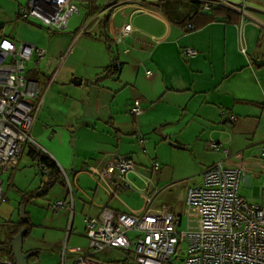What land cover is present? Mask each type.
Instances as JSON below:
<instances>
[{
  "label": "crops",
  "instance_id": "obj_1",
  "mask_svg": "<svg viewBox=\"0 0 264 264\" xmlns=\"http://www.w3.org/2000/svg\"><path fill=\"white\" fill-rule=\"evenodd\" d=\"M169 1L186 3L181 6L180 18L173 19L168 16L162 6L164 0H114L98 9L97 13L87 22V25H90L97 21V25H101L104 30L103 33L99 32L97 34L89 32L87 33L88 38H96L104 43L100 35L107 34L112 39L113 50L120 52L121 49L124 56H131L130 58L127 57L126 60H122L118 55L120 67L115 75L107 78L114 77L118 80L117 82L123 84L124 88H127L131 83H136L138 76L142 75L143 88L145 89L143 94L146 96H153L158 100H162L166 95H178L183 101H187L184 108L177 106L181 110L180 113L175 116L172 123L164 124L163 131L168 136L175 137V143L168 141L172 146L182 149L186 147V144H190L192 153L195 152V158L200 164V168L191 172L195 180L190 184L191 179L187 178L188 184H199L201 182V171L214 162L224 159L230 165L241 164L247 168L246 175L241 180L244 185L252 183L253 177L262 176L261 185L264 186V169L260 162V148L264 141V64L258 66L254 62L264 57V0H249L246 3L243 0H226L238 5L239 9L234 8L240 14V19L237 22L216 21L189 31L179 23V20L190 11L187 5L190 0ZM26 2L27 0H0V35L11 38L16 42H31L44 48L45 54L50 55L48 56L50 58H47L45 64L41 66V61L45 55L38 64L33 56L35 65L26 68L25 71L27 79L38 82L41 92L43 91L41 85L46 84L44 92H42L40 107L45 102L46 107L50 109L52 105L49 104V100L51 95H54L57 91V85L54 86L55 77L48 85L49 75L56 69L55 76H57L62 60H64L66 53L69 54L72 49L66 47L64 52H61L63 48L60 51L51 50L52 36L50 30L55 29L43 27L34 21L18 18L19 10L25 6ZM92 5L91 8L94 7ZM240 7H242V12ZM150 22L155 23L154 26ZM123 23H129L133 31L121 38V41L115 42L114 37H118L117 31ZM76 37L77 35L74 38ZM186 47L196 49L197 55L187 56L183 53L181 55V50ZM105 50L107 51V49ZM107 53L108 58L106 59L104 56L105 60L102 59V62H98L95 65L94 72H92L91 78L93 81L91 83L96 86H101L104 81L103 79L95 83L96 76L101 74L104 67L110 63L111 54L108 51ZM181 56L184 57L183 60ZM129 60L132 61L136 71L134 76H128L130 70L126 63ZM149 66L154 67L156 75L151 72L152 69ZM146 71H150V75H146ZM127 72L128 75L125 76ZM157 74L163 77L160 87L157 84ZM64 77L59 73L58 81H60V84H65ZM166 103L167 105L164 104L165 107H161L159 111H153V113L158 116L164 110V113L168 112L171 108L168 99H166ZM47 114L46 117L42 116L38 122L37 119L34 120L31 128L34 137L43 143L45 153L56 162L61 170H64L66 174L67 170L70 173L72 172V183L84 197L80 200L81 206L88 210V213H92L86 216H97L102 206H107L115 211L139 209L142 205L138 208H129L126 205V210L110 206L112 202L125 206L120 196L123 192L119 194L118 198H110L103 186L98 183L97 178L89 174L86 169L88 166L106 161L114 156L126 155L131 156L141 170L150 167L151 164L136 161L133 155L127 151L113 152L108 150L109 143L107 139L103 138L106 137V134L100 135L103 136L100 137L96 135L94 129L90 133H87L86 128L80 131L77 137L79 149V146L76 147L73 144L75 136L71 134L72 132L66 124H59L56 115ZM230 115H235L237 120L231 122L229 120ZM108 123L112 125L117 135L122 134L121 129L115 128L112 121H108ZM190 124L208 130L205 137H208L209 140L206 141L221 143L227 154L210 149L207 142V149L216 155L211 160H207L205 157L199 158L198 142L200 134H197L198 129H196L195 135L191 136V131L187 132ZM216 124H218V129L215 127ZM71 125L72 122H70ZM167 138L166 136L164 139ZM77 149L81 150L82 153L83 150L90 152V154H87L88 158L86 155L81 157L84 161L80 163L88 164L86 169L75 163L72 158V156H75ZM145 152V149H143V153ZM138 173H128L127 179L135 184L139 182L138 185H140L142 178ZM165 173L166 170L163 171L160 164L159 171L153 175L160 191L158 194L169 191L173 187L171 183L175 182L168 183ZM81 175L89 178L93 185L89 188H80L78 178ZM179 186H182V183ZM185 186L183 185L179 189L178 195H184ZM68 197L65 188L64 194L58 198L56 196L55 201L64 200L67 204L69 202ZM180 202L182 203V201ZM72 205V211L75 212V203L72 202ZM0 208V214L6 218L11 206H3V202H1ZM18 212L20 213V210ZM64 213H69L66 207H64ZM19 219L14 222L19 221ZM4 238L2 240H6ZM61 241L60 236V239H51V244L58 247ZM77 247H67L66 262L71 257L69 249ZM84 249L91 252L89 247ZM25 251L36 252L31 256L32 259L29 258V264L32 262L55 264L60 260L62 252V250H59L55 255L47 258L46 255L40 253V248L37 247ZM97 254H93L95 259L100 262H109L108 259L99 260Z\"/></svg>",
  "mask_w": 264,
  "mask_h": 264
},
{
  "label": "built area",
  "instance_id": "obj_2",
  "mask_svg": "<svg viewBox=\"0 0 264 264\" xmlns=\"http://www.w3.org/2000/svg\"><path fill=\"white\" fill-rule=\"evenodd\" d=\"M75 2L27 0L18 15L46 28L64 29L69 18L78 11ZM210 3L239 9L236 3L226 0H205L204 9H208ZM240 9L242 12V7ZM132 31L129 23H123L114 41H121ZM182 53L195 56L197 51L186 47ZM44 55L42 47L0 35V175L12 174L18 167L24 146L35 144L30 130L40 108L41 87L37 81L27 79L25 71L26 63L33 56L38 64ZM116 65H119L118 61ZM55 73L56 69L50 73L48 85L54 80ZM145 73L150 75V71ZM130 112L134 116L143 112L139 99L133 101ZM229 120L234 122L237 117L230 115ZM208 147L227 152L221 143L215 141L208 142ZM260 160L264 169V141L260 148ZM38 169L46 179L50 169L43 163H38ZM159 169L160 164L154 161L150 167L141 170L129 155L114 156L88 166L86 171L97 178L110 198L137 190L143 199L142 206L129 211H115L102 206L97 216H86L85 236L91 252L79 247L69 249L71 257L66 262L68 249L63 247L60 260L55 264H103L93 254L108 253L113 249L121 251L123 256L109 264H264V207L249 204L238 191L239 183L246 175V167L230 165L222 159L201 171L199 184L190 185L185 180L184 195L177 198L182 201L180 215L172 212V207L168 205L162 209L151 207L153 198L160 192L153 176ZM61 171L70 199L67 204L64 200L52 202L49 208L55 211L66 207L72 212V184L66 172ZM130 172H139L141 186L127 179ZM180 183L182 181L171 184ZM4 200L0 177V203ZM181 215L186 217L184 229H179ZM2 239L0 226V244ZM182 244L185 245L183 250L180 247ZM0 264L14 262L0 255Z\"/></svg>",
  "mask_w": 264,
  "mask_h": 264
},
{
  "label": "rangeland",
  "instance_id": "obj_3",
  "mask_svg": "<svg viewBox=\"0 0 264 264\" xmlns=\"http://www.w3.org/2000/svg\"><path fill=\"white\" fill-rule=\"evenodd\" d=\"M110 1L114 0H76L75 6L78 8V11L69 18L67 27L65 29L50 30L52 36L50 42L51 50L60 51L63 48L61 52H64L66 47L72 50L69 54L66 53L64 60L60 64L58 74L55 76L54 86L57 85V91L54 95H51L49 100V104L52 106L48 109L49 107L47 108L44 102L39 108L35 119L38 122L42 116L46 117L48 115L47 113L56 115L58 118L57 122L59 124H66L67 128L71 130V134L75 136L73 144L76 147L79 146L77 137L80 131L86 128L87 133H90L94 129L98 136L106 134V137H100L107 139L109 143L108 150L113 152H130L136 161L143 164L149 165L157 161L161 164L162 170H166L165 177L168 183L180 180L183 186L186 185L185 180L190 178V184H192L195 177H193L194 175L191 172L200 168V164L195 158V152L194 154L192 153L190 144H186V147L182 149L172 146L168 141L175 143V137L168 136L163 131L164 124L172 123L175 116L180 113L181 110L177 106L179 105L180 108H184L187 105V101H183L178 95H166L162 100H158L153 96H146L143 94L145 89L143 88L144 82L142 75L138 76L136 83H131L127 88H124L123 84L117 82L118 80L114 79V77L104 79L101 86H96L91 83L93 81L91 76L95 70V65L98 62H102V59L105 60L104 56L107 59L108 53L105 50L104 43L96 38L91 39L87 36L89 32L94 34L99 32L103 33L104 30L101 25H97V21L90 25H87V22L97 13L98 9L103 8ZM169 2L172 4L163 3L165 12L173 19L180 18L181 2ZM243 2L246 3L249 0H243ZM91 5L94 7L91 8ZM150 24L154 26L155 23L150 22ZM81 27L84 28L80 31ZM42 30L45 31L44 29ZM75 35H77L76 38H74ZM115 53L122 60L131 57L130 55L124 56L121 53V49L120 52L115 51ZM181 55H183L182 50ZM48 56L50 55L45 54L40 66L45 64L47 58H50ZM181 57L183 60L184 57ZM126 64L129 66L130 72L129 75L128 72L127 74L125 73V76H134L136 71L132 61L129 60ZM34 65V58H32L26 63V68ZM149 67L153 70L150 69L151 72H154L156 75L154 67ZM59 73L65 76V84L59 83ZM82 77L83 81L79 85L72 83L74 79H82ZM162 78L160 74H157V84L159 87L162 84ZM45 85H41L43 87L42 92H44ZM135 99L140 100V107L143 110L142 115L134 116L130 112ZM166 99H168L171 107L170 110L166 113H164V110L162 114L155 115L153 111L157 112L161 107H165L164 104L167 105ZM108 121H112L115 128L121 129L122 134L117 135V132ZM70 122H72L71 126ZM218 124L215 126L216 129H218ZM189 127L187 132L191 131V136L195 135L196 129H198L197 134H200V140L198 142L199 158L205 157L207 160H211L216 154L207 149L208 141L206 140H209V138L205 136H207L208 130L202 127H194V124H190ZM30 135L35 140V144L32 145L45 152L43 143L35 139L33 129L30 130ZM166 136L168 138L165 140L164 138ZM79 149L75 151V156H72V158L75 160V163H78V165L83 166V169H86L88 164L84 165L80 163L84 161L81 157L83 155L87 156L90 152L83 150L82 153ZM143 149H145V153H143ZM67 175L72 183V172L70 173L67 170ZM0 176L3 181L2 187L6 194L3 206H11L6 218L0 214L2 238L9 232L10 226L8 223L18 220L21 217L18 211L23 209L28 213L31 221L28 233L23 237V251L37 247L40 248V253L46 255L48 258L55 255L59 250H62L63 247H88V239L85 236L84 218L86 215L92 213H88V210L82 208L80 200L82 198L84 199V197L73 183L72 193L75 212L64 213V207H60L55 211L49 208V204L55 202L56 196L58 198L64 194L65 188L60 182H56L45 196H32L28 201L26 200L25 204H21L23 197L29 198L27 196L28 193L35 191L44 179L38 169V163L28 156L27 145L23 148L17 169L12 174L3 173ZM252 179L253 181L249 185H244L240 181L238 188L239 194L249 204H258L264 207V186L261 185L263 177L255 176ZM78 185L83 189L89 188L93 183L85 175H81L78 178ZM141 185L142 183L139 186ZM182 186L175 185L169 191L157 194L151 202V207L162 209L168 205L172 207V212L180 215L182 203L177 198L178 191ZM120 196L125 206L114 202L110 203V206L118 207L120 210H126L127 206L129 208H138L142 205L143 200L140 192L137 190L123 192ZM185 227L186 217L183 215L179 229H184ZM60 236L62 239L60 246H52L51 239H60ZM180 247L183 250L185 245L182 244ZM0 253L8 257L4 253V246L0 247ZM96 256L99 260L108 259L109 261H115L121 259L123 253L117 249H113L108 253L100 252Z\"/></svg>",
  "mask_w": 264,
  "mask_h": 264
},
{
  "label": "trees",
  "instance_id": "obj_4",
  "mask_svg": "<svg viewBox=\"0 0 264 264\" xmlns=\"http://www.w3.org/2000/svg\"><path fill=\"white\" fill-rule=\"evenodd\" d=\"M204 1L205 0H190L187 3L190 11L179 20V23L185 26L187 31L193 30L197 27H200L202 25H205L211 22H216V21L237 22L240 19V14L237 11H235L233 8L227 5H224L222 3H210L208 6V9H204L203 7ZM173 2H176V1H173ZM164 3L170 4V5L172 4L169 2V0H164ZM180 4L183 6L186 3L183 2ZM18 18L22 19L19 15H18ZM22 20H26V19H22ZM100 38L104 42L107 51L111 54V58H110V63L106 67H104L102 73L96 76L95 83H98L101 80L109 76L115 75L120 67L119 66L120 63L119 65H116V62L118 61V57L115 53L116 50L112 49V44H113L112 39L107 34L100 35ZM27 153L33 161H36L37 163H43L46 167H48L50 169V173L46 177V179H43L41 181L40 186L35 191L28 193L27 196L29 198L23 197V201L21 204H25L26 200L28 201L32 196H45L47 192L49 191V189L56 182H60L66 187L65 180L62 175L61 169L58 167L56 162L49 155L39 150L37 147H35L34 145L30 143L27 144ZM8 224L10 226V229L4 238L6 240H2L0 244V247L4 246V253L8 257H5L1 253L0 255L3 256L4 258H7L13 261L14 258H13V253L11 249L12 240L22 228L26 229V232L24 234L25 236L28 233V230L31 226V221L28 216V213L25 210H23L22 219L20 218L19 221L9 222ZM109 263L110 261L103 262V264H109Z\"/></svg>",
  "mask_w": 264,
  "mask_h": 264
},
{
  "label": "water",
  "instance_id": "obj_5",
  "mask_svg": "<svg viewBox=\"0 0 264 264\" xmlns=\"http://www.w3.org/2000/svg\"><path fill=\"white\" fill-rule=\"evenodd\" d=\"M256 65L261 66L264 64V57L262 59H258L254 61ZM75 85H79L81 83V79H74L72 81ZM22 212L23 209L20 210L21 213V219H22ZM26 232L25 228H22L13 238L12 240V253H13V262L14 264H29L28 260L31 256H33L36 252L35 251H23L22 250V241H23V236Z\"/></svg>",
  "mask_w": 264,
  "mask_h": 264
}]
</instances>
